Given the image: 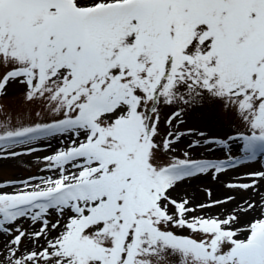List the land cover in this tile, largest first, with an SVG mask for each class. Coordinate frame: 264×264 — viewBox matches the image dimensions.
I'll list each match as a JSON object with an SVG mask.
<instances>
[{"label": "snow or ice", "instance_id": "6c2138e0", "mask_svg": "<svg viewBox=\"0 0 264 264\" xmlns=\"http://www.w3.org/2000/svg\"><path fill=\"white\" fill-rule=\"evenodd\" d=\"M10 88L41 111L0 124V164L42 175L0 182V264H264V167L177 193L264 159V0H0ZM206 98L234 134L179 130Z\"/></svg>", "mask_w": 264, "mask_h": 264}, {"label": "rangeland", "instance_id": "374dc122", "mask_svg": "<svg viewBox=\"0 0 264 264\" xmlns=\"http://www.w3.org/2000/svg\"><path fill=\"white\" fill-rule=\"evenodd\" d=\"M40 111L41 107L39 105H27L15 88H10L7 95H0V124L10 123L20 115L27 119L31 114ZM161 113L160 134L163 136L168 130L164 121L167 116L170 115V109L162 108ZM185 121V123L179 125L180 131H187L188 129L205 131L210 137H224L227 134H234L239 123L233 118L231 112L226 110L220 102L212 98H206L202 108L188 113L185 116ZM172 130L176 131L175 128ZM193 138L194 137L191 136H185L183 138L184 145L189 143ZM53 146H55V141H53ZM42 147L46 148L47 145H43ZM238 147V145H233L232 147L234 156L239 154ZM44 154L46 153L41 152L38 155ZM197 154H203L211 159H224L227 156L226 151L219 147H217L214 152H208L206 148L198 149L194 155ZM262 167H264V159L258 158L256 161L249 162L244 166L230 169L220 176L218 182H213L208 178L195 180L192 181L190 185L178 188L177 193L181 195L187 193L189 197L195 193L198 199L203 200L206 197L202 189L207 186L212 189L213 198H223L228 194V190L223 188L225 182L234 181L237 176H243L248 171L260 169ZM30 175H42L35 163V157L24 158L22 161L9 162V165L0 164V182L27 178ZM260 192L264 193V184H261ZM177 193H173V195L175 196ZM232 194L235 195L238 200L241 199V193L233 192ZM243 195L246 197L248 194ZM232 206L233 205H229V208ZM212 211L213 214H215V212L219 210L213 209ZM256 215H259V210ZM176 231L178 234H190L186 232V230L177 229ZM171 259L173 258H170V261Z\"/></svg>", "mask_w": 264, "mask_h": 264}]
</instances>
